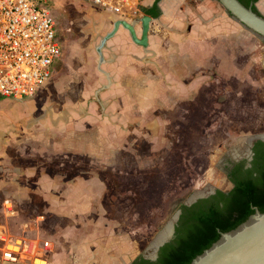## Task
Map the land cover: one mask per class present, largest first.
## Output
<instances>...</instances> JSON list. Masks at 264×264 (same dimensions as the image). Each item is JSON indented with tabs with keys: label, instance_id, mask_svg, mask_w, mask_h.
Instances as JSON below:
<instances>
[{
	"label": "rangeland",
	"instance_id": "374dc122",
	"mask_svg": "<svg viewBox=\"0 0 264 264\" xmlns=\"http://www.w3.org/2000/svg\"><path fill=\"white\" fill-rule=\"evenodd\" d=\"M47 8L55 20L60 44L67 41L68 49L73 45L70 42L79 43L80 39H85V44L92 40L93 48L108 27L104 23L106 12L82 0H48ZM255 10L264 16V0H257ZM94 22L101 23L97 30ZM91 33L96 34L92 37ZM252 35L254 45H264ZM242 47L236 48L239 73L228 74L233 67L223 52L220 65L225 73L208 78L198 93L173 100L171 108H164L161 101V108L137 120L129 117V122L134 119L129 130L134 132L123 135L121 147L104 150L107 159L77 153L74 161L54 163L53 159L45 161L41 154L45 125L42 120L34 122L43 108L55 114L73 99L76 107L82 102L89 105L88 100L78 98L81 84L75 87L69 81L73 69L61 70L58 62L45 91L60 95L32 104L33 109L25 101L37 93L31 99L0 100V159L4 161L0 167V231L51 241L54 250L48 256L52 259L60 254L63 264H101L99 260L107 259L106 254L128 242L138 248L135 255L153 258V243L175 224L179 205H188L210 189L223 190L222 157L242 151L240 140L264 132V63L259 62L264 61V52L254 48L249 57L240 52ZM71 54L72 65L80 66ZM53 81L58 82L54 85ZM81 123L83 127L88 121ZM27 168L70 172L78 181L76 199L83 207L69 218L44 211V198L36 194L37 181L24 176ZM6 200L12 202L10 212L4 210Z\"/></svg>",
	"mask_w": 264,
	"mask_h": 264
},
{
	"label": "crops",
	"instance_id": "0c3cea01",
	"mask_svg": "<svg viewBox=\"0 0 264 264\" xmlns=\"http://www.w3.org/2000/svg\"><path fill=\"white\" fill-rule=\"evenodd\" d=\"M131 3V15H115L110 18L114 21L120 18L131 21L143 15L149 16L148 49L151 54L147 55L141 47L135 45L122 27L109 40L104 50L108 61L104 68L111 75L112 83L109 89L99 94L104 108L102 111L98 103L91 101L94 100V91L105 83L95 69L94 46L85 49L74 43L70 50L65 44H61L62 54L58 61L60 69H73L69 81L74 82L75 87L76 84H81L78 98L88 100L89 105L84 103L83 106L82 102L76 107L73 99L55 114L43 108L44 112L38 117L39 120L35 119L34 124L42 120L41 123L45 125L41 153L45 161L53 159L57 163L59 160H66L69 163L70 159L74 161L77 153L107 159L108 154L104 150L108 147H121L119 142L123 135L134 132L132 128L129 130L134 125V119L161 108V101L164 108H171L173 100L189 99L201 90L204 83H208V78L225 73L221 72L220 65L223 52H227L223 57L233 67L227 70L231 75L239 73L235 65L238 45L243 46L240 52L249 54V57L254 48V51L260 49L259 51L264 52V45H254L252 33L230 17L216 0H131ZM111 27L108 26L104 34ZM135 32L140 37V25L135 26ZM230 50L233 51L232 55L229 54ZM69 53L78 60L80 66L72 65ZM250 61L255 62L251 58ZM259 62L264 63L262 60ZM57 82L53 81V84L56 85ZM45 86L38 90L34 99L25 101V104L33 109L32 104L39 105L50 95L52 98L60 95L58 91L48 93L45 88L49 85ZM95 114L100 115L98 119ZM1 115L0 113V117ZM129 117L135 118L129 122ZM84 120L88 123L81 127ZM97 120L99 122H92ZM3 164L4 161L0 159V167H4ZM10 164L12 168V163ZM57 171L27 168L26 173H23L26 180L37 181L36 194L44 198V211L69 218L78 211V207H83L78 205L76 199L78 181L76 183V178H71L68 171ZM134 247L133 243H125L120 250L106 254L107 259L103 260L105 263L101 260L99 262L130 264L136 250L138 251ZM59 255L52 259L51 255H47L48 264H63Z\"/></svg>",
	"mask_w": 264,
	"mask_h": 264
},
{
	"label": "built area",
	"instance_id": "2783aa9c",
	"mask_svg": "<svg viewBox=\"0 0 264 264\" xmlns=\"http://www.w3.org/2000/svg\"><path fill=\"white\" fill-rule=\"evenodd\" d=\"M112 15L132 9L131 0H82ZM48 0H0V100L31 99L52 76L61 56ZM9 206V207H8ZM12 210L11 200L3 204ZM48 240L0 231V264H47Z\"/></svg>",
	"mask_w": 264,
	"mask_h": 264
},
{
	"label": "water",
	"instance_id": "95a60500",
	"mask_svg": "<svg viewBox=\"0 0 264 264\" xmlns=\"http://www.w3.org/2000/svg\"><path fill=\"white\" fill-rule=\"evenodd\" d=\"M219 5L244 29L256 35L264 41V17L257 13L251 6H245L239 0H216ZM151 18L147 15L136 17L131 21L125 19L115 20L108 30L94 45L96 55L95 69L105 80L93 93V99L103 111V105L99 100V94L109 89L112 77L104 68L108 62L104 55L109 40H111L122 27L129 34L131 41L142 48L143 52L150 55L148 49V33ZM141 26V35L137 37L135 26ZM148 57H146L147 59ZM147 62V60H144ZM255 140V139H254ZM195 200L188 202V205ZM178 217L176 214L173 221ZM166 239L153 245V258L158 249L173 234V223L169 225ZM218 239L207 249L195 256L189 264H264V211L253 208L248 217L234 229L227 232L218 231Z\"/></svg>",
	"mask_w": 264,
	"mask_h": 264
},
{
	"label": "flooded vegetation",
	"instance_id": "af4514ba",
	"mask_svg": "<svg viewBox=\"0 0 264 264\" xmlns=\"http://www.w3.org/2000/svg\"><path fill=\"white\" fill-rule=\"evenodd\" d=\"M241 1L247 2V7L251 6L253 10H255V5H256L257 0L255 1L254 0H241ZM91 9L96 12V9L94 7H91ZM98 14H100V12ZM103 14H104V19H106L105 20L106 22L104 21V23L108 26H112L114 20H112L110 17L112 16L114 17L115 15H111L108 13L106 14L103 13ZM94 23H95L94 28L95 30H97L99 28V25H101V23H97V22H94ZM70 35L72 34L70 33ZM91 35L92 37L94 36L92 33ZM100 36H103V35H100ZM100 36H98L99 39H100ZM84 41L82 39L79 40V43H78L79 47L81 48L83 47L85 49L88 47L91 48L92 40H90V42L87 41L86 44L83 43ZM66 43L67 41L63 42V44L67 46ZM74 43L77 44L76 42ZM74 43L70 42V44H74ZM69 49L70 50L73 49V45H70ZM61 54H62V50H61ZM263 74H264V68H263ZM240 144L243 145V148H241L242 151L241 150L239 152L231 151L227 155H224L222 157V161L220 162L221 164L220 171L224 179L223 183L225 185V188L223 190L220 188L210 189L209 192H207L204 196H201L195 199V201L191 203L190 205H184V204L179 205L178 217L176 219L175 224L173 225V228H174L173 234L158 249L155 258H152V257L146 258L140 255H135V257L131 260L130 264H156V261L158 260V257H159L160 249L165 244H174V242L177 241L178 239L177 233H176L177 230H184L185 227L191 225L193 222L194 216L196 214L209 213L210 211H215V212L219 211L218 213H220V210L218 209H221L225 203L233 201V198L235 195L234 194L235 188L237 184L250 183L251 185H254V186L259 185L260 181L262 180V177L264 176V132L262 134H257L251 137H246L240 140ZM197 196H200V195H197ZM194 198H196V196ZM253 208L254 206L250 207L252 212H253ZM231 217L232 218L230 220L234 221L238 216L236 213H233ZM220 218L223 219V218H228V217L220 214Z\"/></svg>",
	"mask_w": 264,
	"mask_h": 264
},
{
	"label": "trees",
	"instance_id": "16d2710c",
	"mask_svg": "<svg viewBox=\"0 0 264 264\" xmlns=\"http://www.w3.org/2000/svg\"><path fill=\"white\" fill-rule=\"evenodd\" d=\"M239 1L247 6V2ZM234 194L233 201L218 209L220 213L210 211L196 214L191 225L184 230H177V241L160 249L156 264H189L195 256L218 239V231L227 232L242 223L252 212L250 207L264 211V176L258 186L250 183L237 184ZM233 213L238 217L231 221ZM220 214L228 218L222 219Z\"/></svg>",
	"mask_w": 264,
	"mask_h": 264
},
{
	"label": "bare ground",
	"instance_id": "6f19581e",
	"mask_svg": "<svg viewBox=\"0 0 264 264\" xmlns=\"http://www.w3.org/2000/svg\"><path fill=\"white\" fill-rule=\"evenodd\" d=\"M121 27H119V29H120ZM102 36H100V38H101ZM9 207V206H8ZM12 211V210H11ZM170 227V226H169ZM168 232L169 231H165L158 239H157V241H156V243H154L155 245L157 244V242H161L162 240H164V239H166L167 238V236H168ZM39 241L40 242H43V239H39ZM49 243H50V249H51V245H52V251L51 252H53V247H54V245H53V243H51V241H49ZM50 252V253H51ZM49 254V252L46 254V257H47V255ZM48 264V263H47Z\"/></svg>",
	"mask_w": 264,
	"mask_h": 264
}]
</instances>
